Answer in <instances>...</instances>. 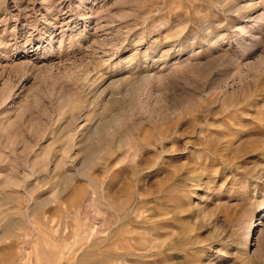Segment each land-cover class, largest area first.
<instances>
[{"label":"rangeland","instance_id":"rangeland-1","mask_svg":"<svg viewBox=\"0 0 264 264\" xmlns=\"http://www.w3.org/2000/svg\"><path fill=\"white\" fill-rule=\"evenodd\" d=\"M0 264H264V0H0Z\"/></svg>","mask_w":264,"mask_h":264}]
</instances>
